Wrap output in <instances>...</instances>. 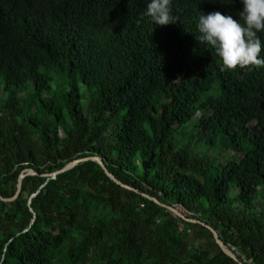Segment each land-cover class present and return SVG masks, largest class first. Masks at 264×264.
I'll return each instance as SVG.
<instances>
[{
	"label": "trees",
	"instance_id": "obj_1",
	"mask_svg": "<svg viewBox=\"0 0 264 264\" xmlns=\"http://www.w3.org/2000/svg\"><path fill=\"white\" fill-rule=\"evenodd\" d=\"M149 2L0 0V197L25 175L0 200V264H264V66L229 71L197 40L199 16L243 4L172 0L158 26ZM91 157L132 189L92 160L52 176Z\"/></svg>",
	"mask_w": 264,
	"mask_h": 264
},
{
	"label": "clouds",
	"instance_id": "obj_2",
	"mask_svg": "<svg viewBox=\"0 0 264 264\" xmlns=\"http://www.w3.org/2000/svg\"><path fill=\"white\" fill-rule=\"evenodd\" d=\"M172 0H150L144 15L158 26L173 24ZM240 20L219 11L201 15L197 40L210 45L222 61L224 69L264 66V50L257 33L264 32V0H241ZM242 20V22H241Z\"/></svg>",
	"mask_w": 264,
	"mask_h": 264
},
{
	"label": "water",
	"instance_id": "obj_3",
	"mask_svg": "<svg viewBox=\"0 0 264 264\" xmlns=\"http://www.w3.org/2000/svg\"><path fill=\"white\" fill-rule=\"evenodd\" d=\"M88 160H92V161H95L97 162L105 171V173L114 181L116 182L117 184L123 186V187H126L128 189H132L131 187L125 185V184H122L118 179L115 178L114 175H112L109 170L107 169L106 165L104 164L103 160L100 158V157H91V158H84V159H78V160H75L73 162H70L68 164H66L62 169H60L59 171L55 172L52 174L53 177H56V175L60 174V173H63V172H66V171H69L71 170L73 167H76L78 164L82 163V162H85V161H88ZM36 173L33 171V170H27V175H35ZM25 175H20L19 179H18V182H17V187H16V192H15V195L14 197L10 198V199H3L0 197V200L2 201H12L14 200L17 195L19 194L20 192V189H21V180L24 179ZM35 195H33L32 197H34ZM152 200H154L157 204L159 205H162L164 207H166L171 213H173V215H175L176 217H179L181 219H184V220H189L187 219L180 211H178L176 208L174 207H171V206H165L163 204H161L159 201H157L156 199H153L151 198ZM191 222H197L195 220H189ZM209 228V230L212 232L213 234V237L215 239V243L217 244V246L219 247V249L226 255H228L229 258H231L233 261H235L236 263H239L237 257H236V254L229 249L228 246L224 245V243L221 241V239L219 238L217 232L207 226ZM242 264V263H241Z\"/></svg>",
	"mask_w": 264,
	"mask_h": 264
},
{
	"label": "rangeland",
	"instance_id": "obj_4",
	"mask_svg": "<svg viewBox=\"0 0 264 264\" xmlns=\"http://www.w3.org/2000/svg\"><path fill=\"white\" fill-rule=\"evenodd\" d=\"M59 85L60 84L57 81H53L52 83L53 89L56 93H59L63 90V87H60ZM80 86H81L82 94L84 96V102L87 103L89 101L90 94L87 93V90L82 83H80ZM1 97H4V96L3 94H1V90H0V98ZM212 153H213V156L219 159L220 161H224L230 156V153L227 150L221 151V148L219 146H216V148H214V151ZM259 201L264 206V197L261 198V200ZM176 209L180 211L185 217L189 215V213L186 210H184L182 207H177Z\"/></svg>",
	"mask_w": 264,
	"mask_h": 264
}]
</instances>
